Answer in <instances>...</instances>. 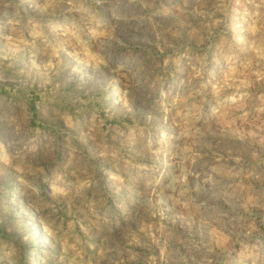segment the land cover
<instances>
[{"label":"rangeland","instance_id":"374dc122","mask_svg":"<svg viewBox=\"0 0 264 264\" xmlns=\"http://www.w3.org/2000/svg\"><path fill=\"white\" fill-rule=\"evenodd\" d=\"M0 264H264V0H0Z\"/></svg>","mask_w":264,"mask_h":264}]
</instances>
